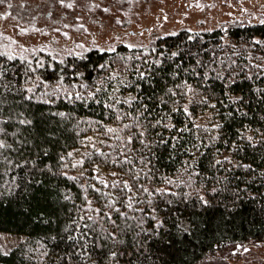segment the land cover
I'll return each mask as SVG.
<instances>
[{
    "label": "trees",
    "instance_id": "obj_1",
    "mask_svg": "<svg viewBox=\"0 0 264 264\" xmlns=\"http://www.w3.org/2000/svg\"><path fill=\"white\" fill-rule=\"evenodd\" d=\"M23 1L0 0V21ZM253 12L78 55L21 53L0 29V231L24 235L0 264L259 257L264 11Z\"/></svg>",
    "mask_w": 264,
    "mask_h": 264
},
{
    "label": "rangeland",
    "instance_id": "obj_2",
    "mask_svg": "<svg viewBox=\"0 0 264 264\" xmlns=\"http://www.w3.org/2000/svg\"><path fill=\"white\" fill-rule=\"evenodd\" d=\"M254 10L264 11V6L253 0H136L131 5L122 0H24L13 5L14 14L0 21V29L4 41L12 39L21 53L40 48L51 55L61 50L78 55L95 48H146L160 36L214 29ZM23 240L24 235L0 231V251L9 253ZM240 250L232 264H264V251L249 258L244 254L248 248Z\"/></svg>",
    "mask_w": 264,
    "mask_h": 264
},
{
    "label": "snow or ice",
    "instance_id": "obj_3",
    "mask_svg": "<svg viewBox=\"0 0 264 264\" xmlns=\"http://www.w3.org/2000/svg\"><path fill=\"white\" fill-rule=\"evenodd\" d=\"M61 2L63 3V0H61ZM69 6H71V5H69ZM157 63H159V61H157ZM141 75H143V74H141ZM189 87H190V86H189ZM173 94L175 95V93H173ZM126 102H130V101H126ZM142 107L147 108V105H142ZM184 111H185V112H188L187 107L184 108ZM60 115L63 116L64 113H61ZM22 122H24V121H22ZM160 123H161V121H157V124H160ZM125 127H127V125H126ZM137 127H140V125H137ZM167 127L172 128V127H174V125L169 124V125H167ZM0 131H2V130H0ZM144 135H145V133H144L143 131H141V132H140V136L143 137ZM132 139H133V137H132L131 135H129V136L127 137V140H128V141H131ZM173 139H176V137H174ZM247 139H248L249 141H252V140H253V137H252V136H248ZM2 147H7V145L5 144V142H4L3 140H0V148H2ZM68 155H72V154H71V153H68ZM61 159H63V157H61ZM80 162H82V161H78V163H80ZM229 162H230V161H229ZM217 163H219V161H217ZM244 167H247V165H244ZM73 179H74V178H73ZM157 191H160V190L157 189ZM213 191H215V189H213ZM199 199H200L201 201H203L205 204L208 203V201L205 200L203 196H200ZM89 206H90V202H89ZM131 206H132L131 203H129V204H128V207H131ZM89 219H91V217H89ZM156 223H157V225L159 226V225L162 223V221L157 220ZM113 235H115V234H113ZM110 255H111L112 257H115V256L117 255V253H116V252H111Z\"/></svg>",
    "mask_w": 264,
    "mask_h": 264
}]
</instances>
